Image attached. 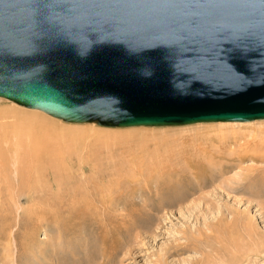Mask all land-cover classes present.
I'll return each instance as SVG.
<instances>
[{
  "label": "water",
  "instance_id": "water-1",
  "mask_svg": "<svg viewBox=\"0 0 264 264\" xmlns=\"http://www.w3.org/2000/svg\"><path fill=\"white\" fill-rule=\"evenodd\" d=\"M0 98L116 128L264 120V0H0Z\"/></svg>",
  "mask_w": 264,
  "mask_h": 264
},
{
  "label": "rangeland",
  "instance_id": "rangeland-1",
  "mask_svg": "<svg viewBox=\"0 0 264 264\" xmlns=\"http://www.w3.org/2000/svg\"><path fill=\"white\" fill-rule=\"evenodd\" d=\"M3 108L19 111L29 109L0 98V109ZM31 110L33 109L28 111ZM40 113L49 121L55 120L56 124L63 129L90 128L87 124H71L43 111ZM14 120V118L0 120V125ZM239 124H246V122ZM93 125L96 130L103 133L104 137L97 139L92 133H88L81 143L85 142L87 145L94 140H104L103 142H107L108 145H114L113 139L117 135L123 134L125 136L123 141H125V139L130 140L128 138L131 133H139L143 134L142 138L148 137L147 140L153 143L179 144L183 140L187 141L195 137H209V139L211 137L213 141L221 137H231L237 140L238 145H243L254 135H260L264 120L235 126H223L220 123L147 128H116L95 123ZM56 132L60 134L62 130ZM62 136H65L64 133ZM85 144L76 156L87 155L89 148H86ZM233 148L239 149L237 145L236 148L233 145L230 147L234 150ZM126 151L130 152L129 149ZM124 154L127 156L126 152ZM253 169L264 170V164L248 159L240 167L221 177L222 179L219 178L210 187L190 197L188 192L195 187L188 186L189 188L184 189V192L176 199L166 195V189L161 186L168 184L164 177L150 181L143 178L138 182L127 183L124 188L118 186L121 196L116 193L108 201L90 199L87 203L72 202L68 198L53 200L54 192L50 190L51 187L43 195L42 200H37L26 195L20 196L16 188L14 193L10 194L12 187L7 185L4 187L1 184L0 264H76L73 262L77 260L75 257H73L74 260L68 257L71 254L69 252L57 258L52 253L57 249L63 253L79 250V248L81 255L78 259L82 260L88 255L87 259L91 261L94 254L103 250L101 245H107L113 241L124 246H121L120 254L118 253L113 264H195L206 260L207 256L210 257L211 264H264V209H262L264 197H259L255 193L262 185L254 186L248 180L245 181L246 183L241 182L246 176H254L255 172L251 173L252 175L249 173ZM89 175L91 172L87 171V176ZM240 184L243 187H240ZM157 186L162 188L157 189L159 188ZM229 187L232 188L228 189ZM231 189H236L237 192ZM253 193L256 195L252 196ZM201 196L207 198L201 199ZM130 224L131 229L128 231L130 238L124 241L122 239L125 236L124 228ZM220 224L224 225V232L214 231L213 233L211 230L213 226ZM146 226L151 228L147 229ZM132 238L133 241H130ZM187 240L193 241V244H190L189 249H184L189 247ZM106 254L110 255L112 251L107 249Z\"/></svg>",
  "mask_w": 264,
  "mask_h": 264
},
{
  "label": "bare ground",
  "instance_id": "bare-ground-1",
  "mask_svg": "<svg viewBox=\"0 0 264 264\" xmlns=\"http://www.w3.org/2000/svg\"><path fill=\"white\" fill-rule=\"evenodd\" d=\"M28 110L0 109V120L15 119L12 122L0 125V185L12 187L10 194L14 193V188H16L20 196L26 195L42 200L43 195L51 187L50 190L54 192L52 194L54 196L52 197L53 200L68 198L72 202L82 201L86 203L90 199L108 201L116 193L122 195L117 189L118 186L124 188L127 183L138 182L143 178L150 181L164 177L168 184L161 186L166 189V195L176 199L188 186L194 185L195 187L194 190H189L188 195L190 197L210 187L219 178L222 179L221 177L240 167L248 159L255 163L264 164V126L260 135H254L251 140L244 142L243 145H238L237 140L231 137H221L216 141H213L214 139L212 140L211 137L210 139L209 137H195L187 141L183 140L179 144L174 142L153 143V141L147 140L148 137L142 138L143 134L131 133L130 138H128L130 140L125 139V141H123V137H125L123 134L115 136L113 139L115 141L114 145H108L107 142H103L104 140H94V142L87 145L84 142L86 148H89V150L87 149V155L81 156L80 154V156H76L79 149L84 146L81 141L88 133H92L97 139L104 137L103 133L94 128L93 123H85L88 126L90 125V128L83 130L77 128L63 129L59 127V124H56L55 120L53 122V120H47L46 116V118L43 117L44 115L40 111ZM239 123L245 122H220V125H248L252 122ZM56 129L62 130L61 133H64L65 136L56 132L58 131ZM149 139L151 138L149 137ZM232 145L235 148L237 145L239 149H230ZM128 149L130 152L126 151ZM119 150L121 151L119 152ZM124 152L127 153V156ZM123 154L124 156H122ZM87 171L88 173L91 172V175L87 176ZM249 173L254 174V176L250 177ZM249 173V176L244 177L241 182L248 180L254 186L262 185L261 190L257 189L258 191L255 193L259 197H264V170L253 169ZM161 186H157L159 187L157 189L162 188ZM238 187L236 188L238 189ZM240 187L238 190H240ZM230 188L232 187L228 189ZM235 190L233 191L237 192ZM255 193L252 196L256 195ZM202 197L207 198L201 196V199ZM145 228L150 229L151 227L146 226ZM130 229L131 224L124 228L125 236L122 238L124 241L130 238L128 233ZM211 230L213 233L214 231L224 232V225L213 226ZM136 237L138 236L136 235ZM130 241H133V238ZM192 242L189 240V247L184 249H189L190 244H193ZM197 242H194V244H197ZM101 246H103V250L100 252V249H98L99 253L95 251L96 254L92 256L91 261L87 259L88 255L82 260L78 259L81 255L80 248L79 250L75 249L63 253L57 249L52 255L57 258L69 252L71 254L68 257L72 260L75 257L77 260L73 262L76 264H113L122 244L113 241L110 244ZM107 249L111 250L112 254H106ZM209 258L207 256L206 260L195 264H211ZM100 259L102 261H99Z\"/></svg>",
  "mask_w": 264,
  "mask_h": 264
}]
</instances>
